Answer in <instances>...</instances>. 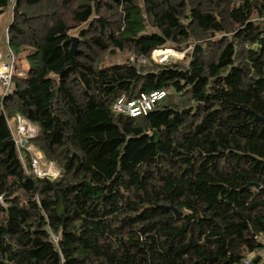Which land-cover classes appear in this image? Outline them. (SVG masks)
<instances>
[{
  "label": "trees",
  "instance_id": "1",
  "mask_svg": "<svg viewBox=\"0 0 264 264\" xmlns=\"http://www.w3.org/2000/svg\"><path fill=\"white\" fill-rule=\"evenodd\" d=\"M12 11L7 44L25 72L13 65L0 95V264H243L262 249L264 0H15ZM168 48L185 60L151 62ZM106 52L135 61L102 65ZM158 91L146 116L114 110ZM13 117L37 129L56 178L30 171Z\"/></svg>",
  "mask_w": 264,
  "mask_h": 264
},
{
  "label": "rangeland",
  "instance_id": "2",
  "mask_svg": "<svg viewBox=\"0 0 264 264\" xmlns=\"http://www.w3.org/2000/svg\"><path fill=\"white\" fill-rule=\"evenodd\" d=\"M14 5H15V0H12L11 1V4H10V7L6 11L7 12V16L9 14V23H6L5 22L6 21L5 19L7 17L6 16V17L3 18V22L0 24V40H2L1 42L3 44L4 43L7 44L8 31H9V28L11 27V25L13 24V21H14L13 20V16H11V12L13 13L12 9H13V6ZM71 36L72 37H77L75 30L71 32ZM191 49H192V46H191ZM167 50H171V51L175 52L174 58L168 59L166 61V63H158V60H156L155 58H151L150 59L151 62H153L155 64L168 65L169 63H172V62H175V61H184L185 60V52L184 53H179V52H176V51H174L173 49H170V48H168ZM188 50H190V49H188ZM1 51H2V48H0V52ZM24 55H25V52L21 53L19 57H21L23 59L24 58ZM129 56L127 55L126 57H124L121 54H118L117 56H112V55H110L109 53L106 52V53L100 55V57H103V61H102L101 64L102 65H108L110 63H119V62H123L124 60H127V59H129L131 62H134L135 61L134 57L132 55H129ZM22 59H20L17 56H15L14 57V61H13L14 72H15L16 75H20V76L24 75V72H25V62L24 61H20ZM10 61H11L10 58L9 57L8 58L6 57V62L5 63H8ZM140 63L148 64V61H145V60L142 59L140 61ZM0 95L3 96V87L1 86V84H0ZM9 125H10V128H11V132L13 134V137H14V139L16 141L17 140H20L22 138V135H20L18 133V129L22 125H26L25 128H27L29 126L34 131V133H33V135H32L31 138H28L27 137V139H26V142H27L28 147L29 146H32L31 147V152L29 153L28 158L31 159L32 156L37 157V159L39 160L40 167L42 168V171H44L45 173L48 172L50 175H51V173L52 174H56V175H58L60 173L59 167L54 162L45 160L44 157H43V155H42V153H41V151L36 146H34L32 144L31 141L37 135V129L34 126H32L30 123H27V122L23 121L22 119H20L18 117H13L9 121ZM22 150L23 149H20V151H22ZM21 156H22V158H25V156H26L25 152H22L21 153ZM260 252H261V249L256 250L252 255L258 256V255H260Z\"/></svg>",
  "mask_w": 264,
  "mask_h": 264
},
{
  "label": "built area",
  "instance_id": "3",
  "mask_svg": "<svg viewBox=\"0 0 264 264\" xmlns=\"http://www.w3.org/2000/svg\"><path fill=\"white\" fill-rule=\"evenodd\" d=\"M8 57L10 58V62L4 63L0 66V68L3 69L2 73L0 74V84L3 87V96L10 94L12 92V73H13V61L14 56L13 54H9ZM138 60V62H140ZM166 96L165 91H158V92H152L150 94H141L139 97L124 101L120 100L115 106L114 110L119 113H123L128 115L131 118H138L140 116H146L150 111H152L155 107V104L158 100ZM25 121V120H23ZM26 122V121H25ZM26 125H22L18 129V133L22 135V138L20 140H15L16 147L18 150L26 148V139L31 138L34 131L28 126L25 128ZM25 145V146H24ZM30 171L38 178L42 177H50V178H56L58 175L52 174L51 175L48 172L42 171V168L40 167L39 160L37 157L32 156L30 159ZM243 264H252L249 257L245 258L243 260Z\"/></svg>",
  "mask_w": 264,
  "mask_h": 264
},
{
  "label": "crops",
  "instance_id": "4",
  "mask_svg": "<svg viewBox=\"0 0 264 264\" xmlns=\"http://www.w3.org/2000/svg\"><path fill=\"white\" fill-rule=\"evenodd\" d=\"M7 16V12H5L2 16H0V24L3 22V18ZM11 16H13L12 12H11ZM6 23H9V14L8 16L6 17L5 19ZM7 38V37H6ZM0 48H2V51L0 52V66L2 64H4L6 62V57L8 58V54H13L12 51L9 49L8 47V44L4 43L0 46ZM25 146V145H24ZM26 148H23V151H25L26 153H30L31 152V147L32 146H29L27 145L26 143ZM22 151V152H23ZM261 243H262V249H261V252H260V255L258 256H254V255H250L249 258L250 260H254L255 258L258 259L257 263H253V264H264V235L261 239Z\"/></svg>",
  "mask_w": 264,
  "mask_h": 264
},
{
  "label": "water",
  "instance_id": "5",
  "mask_svg": "<svg viewBox=\"0 0 264 264\" xmlns=\"http://www.w3.org/2000/svg\"><path fill=\"white\" fill-rule=\"evenodd\" d=\"M77 45H78V38L77 37H72L71 38L70 51H69L70 56H71V64L74 61V55L77 53ZM153 53H152L151 58H154L153 57ZM158 63H166V60H158ZM168 209H170L177 218L181 216V214L176 209H174L173 207H169Z\"/></svg>",
  "mask_w": 264,
  "mask_h": 264
},
{
  "label": "bare ground",
  "instance_id": "6",
  "mask_svg": "<svg viewBox=\"0 0 264 264\" xmlns=\"http://www.w3.org/2000/svg\"><path fill=\"white\" fill-rule=\"evenodd\" d=\"M175 56V52L171 51V50H158L155 51L153 54V57L156 60H168V59H172ZM3 69L0 68V74L2 73Z\"/></svg>",
  "mask_w": 264,
  "mask_h": 264
}]
</instances>
